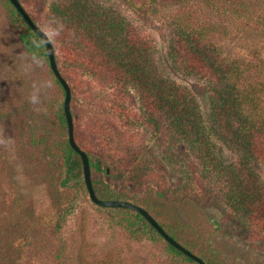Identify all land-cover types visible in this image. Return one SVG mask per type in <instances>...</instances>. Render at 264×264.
<instances>
[{"label": "rangeland", "instance_id": "1", "mask_svg": "<svg viewBox=\"0 0 264 264\" xmlns=\"http://www.w3.org/2000/svg\"><path fill=\"white\" fill-rule=\"evenodd\" d=\"M65 1L19 0V3L45 34L49 5ZM101 1L125 17H136L126 0ZM221 1L239 7L247 0ZM134 3L139 6L138 0ZM252 3L250 14L254 21L250 25L244 22L248 18L242 17L246 12L239 8L236 12L239 18L232 20L231 28L226 31L221 27L219 37L224 55L238 54L247 59L258 55L264 60V0ZM201 5L209 14L205 4ZM162 6L151 16L150 25L144 27L150 31L159 52L164 51L160 45L162 37H168L163 19L168 9ZM148 14L149 11L145 12L144 17ZM21 33H26L23 26L11 17L8 5L0 0V264H191L170 252L162 238L141 230L128 215L94 205L82 188L60 186L61 151L66 135L57 122L56 110L64 96L44 59L31 55L22 46ZM54 54L70 87L74 132L80 136L83 150L92 159L107 154L120 165V171L124 168L130 173L134 171L137 182L141 179L145 185H137L135 177L121 180L117 175L109 181L91 171L92 178L101 179L115 191H125L130 197L127 202L151 212L181 246L205 264H264V239L258 238L259 229L243 228L233 212L215 205L216 199L222 197L223 187L215 188L208 198L195 187L199 189L195 193L198 196L190 203L183 200V194L179 200L170 195L156 196L158 182L164 179L173 187L178 180L159 162V154L169 145L180 146L170 132L158 133L164 119L155 116V122H144L140 128L137 123L123 124L118 115L110 122L104 108L98 105L99 98L115 105L123 101L127 114L132 115L140 109L136 95L129 91L116 101L110 95L112 90H108L95 99L99 86L90 89L93 85L90 79H81L83 84H78L69 72L63 73L66 66L56 46ZM102 124L108 128V147L95 132ZM220 156L226 163L234 160L226 149ZM256 171L264 182V166H257ZM191 208L194 216L185 218L192 214ZM63 212L67 213L66 218L57 233L55 222Z\"/></svg>", "mask_w": 264, "mask_h": 264}, {"label": "trees", "instance_id": "2", "mask_svg": "<svg viewBox=\"0 0 264 264\" xmlns=\"http://www.w3.org/2000/svg\"><path fill=\"white\" fill-rule=\"evenodd\" d=\"M4 2L11 17L18 20L26 31L19 36L22 46L31 55L44 59L49 74L64 96L62 87L49 68L44 43L10 3L7 0ZM138 2L136 7L134 0H126L128 9L135 12L137 18L125 17L101 0H66L50 4L47 24L58 28L59 35L49 41L53 53L54 46L59 48V54L61 52L66 66L63 73L69 72L78 84H83L81 79H90L93 84L90 89L99 86L95 99L108 90H112L110 95L116 101L123 99L129 91L136 95L140 109L132 115L127 114L123 101L117 102L121 105H115L106 100L101 102L102 98H99L98 105L104 108L106 119L110 122L114 115H118L123 124L137 123L140 128L144 122H155V116L164 119L163 127L160 130L157 128L158 133L170 132L180 146L169 145L159 154V162L178 180L173 187L164 179L158 182L157 197L168 198L170 195L173 200H179V195L183 194V200L190 203L198 196L195 193L199 189L195 187H199L206 198L215 188L223 187L222 197L216 199L215 205L223 211L233 212L235 220L243 228H258V238L264 239V182L256 171L257 166H264V60L258 55L248 59L238 54L224 55L219 37V33L223 32L221 27L228 31L232 20L239 18L236 13L239 8L246 12L242 16L248 18L245 24L250 25L254 21L250 14L253 0L241 2L239 7L236 4L228 6L221 0ZM201 2L208 8L209 14L203 11ZM160 5H164L161 7L164 10L168 9L163 16L168 37H162V52H159L150 31L144 28L150 25L151 16L156 14ZM148 11V16L144 17ZM55 64L57 66L56 59ZM57 70L63 78L60 66ZM70 114L72 117V110ZM56 119L66 135L61 151L63 179L60 186L67 188L70 184L86 190L80 158L68 144L62 103L57 107ZM95 132L108 147V128L98 125ZM73 138L88 158L95 197L103 201H129L125 191H115L101 179L94 180L91 171L109 181L117 175L121 180L135 177L134 171L127 172L126 168L120 171V165L115 164L107 154L92 159L83 150L74 127ZM223 148L234 156L232 162L226 163L221 158ZM145 164L143 161V166ZM135 179L137 185H145L143 180L139 179L140 184L138 178ZM110 209L128 215L130 218H126L132 219L148 235L161 238L137 213L122 208ZM147 213L153 218L151 212ZM66 214L58 215L55 222L57 233ZM193 214L194 211L185 218L190 219ZM154 220L173 238L164 225ZM126 228L137 234L132 227ZM165 244L174 255L196 264Z\"/></svg>", "mask_w": 264, "mask_h": 264}, {"label": "water", "instance_id": "3", "mask_svg": "<svg viewBox=\"0 0 264 264\" xmlns=\"http://www.w3.org/2000/svg\"><path fill=\"white\" fill-rule=\"evenodd\" d=\"M7 1L16 10V12L20 15L23 21L28 25L31 31L35 33V35L44 43L49 68L63 89L64 99H63L62 107H63V113H64L65 122H66V128H67V140H68V144L70 148L80 158L83 182H84V185H85V188L88 194V199L90 200V202L96 206L103 207V208H122V209L130 210V211L137 213L156 231V233L168 245H170L172 248H174L176 251H178L180 254L184 255L185 257H187L194 263L204 264V262L199 257L191 253L189 250L185 249L178 242H176L173 238L167 235L163 231V229L157 224V222L141 207L136 206L127 201H103L95 197L93 189H92L91 179H90V169H89L88 158L86 154L79 149V147L76 145L74 138H73V121H72V117L70 114V97H71L70 89L66 81L61 77L60 73L57 70V66L55 64V59H54V53H53V49L50 44V41L48 40L45 43V41L41 39V36H43L44 33L31 21V19L29 18L27 13L24 11V9L22 8L18 0H7Z\"/></svg>", "mask_w": 264, "mask_h": 264}, {"label": "clouds", "instance_id": "4", "mask_svg": "<svg viewBox=\"0 0 264 264\" xmlns=\"http://www.w3.org/2000/svg\"><path fill=\"white\" fill-rule=\"evenodd\" d=\"M59 35V29L53 28L51 26H48L46 29V32L43 36H41V39L45 41V43L48 40H55Z\"/></svg>", "mask_w": 264, "mask_h": 264}]
</instances>
